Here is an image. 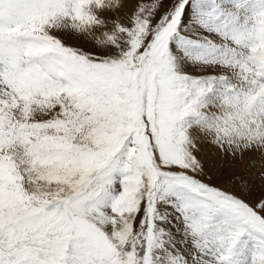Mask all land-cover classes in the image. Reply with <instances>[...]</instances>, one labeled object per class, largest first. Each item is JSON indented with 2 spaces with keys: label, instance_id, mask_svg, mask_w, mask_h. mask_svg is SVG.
Segmentation results:
<instances>
[{
  "label": "snow or ice",
  "instance_id": "6c2138e0",
  "mask_svg": "<svg viewBox=\"0 0 264 264\" xmlns=\"http://www.w3.org/2000/svg\"><path fill=\"white\" fill-rule=\"evenodd\" d=\"M0 264H264V0H0Z\"/></svg>",
  "mask_w": 264,
  "mask_h": 264
},
{
  "label": "rangeland",
  "instance_id": "374dc122",
  "mask_svg": "<svg viewBox=\"0 0 264 264\" xmlns=\"http://www.w3.org/2000/svg\"><path fill=\"white\" fill-rule=\"evenodd\" d=\"M231 170L240 175L249 174L248 160L245 159L239 163H235L231 166Z\"/></svg>",
  "mask_w": 264,
  "mask_h": 264
}]
</instances>
